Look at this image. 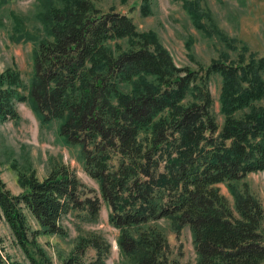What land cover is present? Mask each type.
<instances>
[{
    "label": "trees",
    "instance_id": "trees-1",
    "mask_svg": "<svg viewBox=\"0 0 264 264\" xmlns=\"http://www.w3.org/2000/svg\"><path fill=\"white\" fill-rule=\"evenodd\" d=\"M41 2L46 38L32 83L15 68L0 74V121H18L20 103L43 125L61 121V135L81 148L86 173L99 184L129 264H181L157 227L161 220H171L177 234L190 227L196 264H263L262 204L231 187L233 208L218 185L264 172V55L244 46L235 48L236 59L224 54L199 70L179 67L127 15L103 12L91 0ZM186 9L204 29L210 17L199 4ZM124 39L128 48L112 53L108 43ZM214 76L222 84V126ZM20 182L27 191L13 195L0 179V220L31 264H53L37 238L65 236L62 220L73 212L97 221L101 200L65 164L44 179L20 175ZM26 212L39 229L30 231ZM90 248L96 256L88 261ZM110 252L103 237L90 234L60 264H104Z\"/></svg>",
    "mask_w": 264,
    "mask_h": 264
},
{
    "label": "rangeland",
    "instance_id": "rangeland-1",
    "mask_svg": "<svg viewBox=\"0 0 264 264\" xmlns=\"http://www.w3.org/2000/svg\"><path fill=\"white\" fill-rule=\"evenodd\" d=\"M91 1L103 12L116 11L127 15L139 32L153 34L156 43L170 53L179 67L199 70L201 66L207 67L211 61L221 59L224 54L236 59L238 50L244 46L252 53L264 55V0ZM187 3H198L210 17L201 21L204 29L193 23L186 9ZM145 7L146 13L143 12ZM44 12L41 0H0V74L10 67L15 68L27 85L32 83L35 52L46 38ZM129 44V39L116 40L109 42L108 47L117 55ZM210 88L218 122L222 126L224 116L220 113L222 84L219 76L212 78ZM17 110L18 121H0V179L6 189L13 195H21L27 188L22 186L20 175L30 176L34 172L39 179H44L54 167L65 164L86 186V192L96 191L102 204L97 221L91 220L86 212H73L64 217L62 225L66 235H41L37 238L39 248L53 264H60L72 255L82 239L97 234L111 245L104 264H129L120 253V231L110 223V208L100 195L99 184L86 173L81 148L66 142L60 133V120L43 125L29 104H18ZM218 187L233 208L236 197L231 187L240 195L253 196L264 208V172L249 174L230 186L220 184ZM26 214L30 231L39 229L32 216ZM157 227L167 237L173 258L181 264L197 263L189 226L179 234L171 220H161ZM261 231L264 234V222ZM0 240V264H31L25 252L17 246L4 219L0 220ZM32 253L39 258L35 250ZM95 256L96 252L90 248L86 260H93Z\"/></svg>",
    "mask_w": 264,
    "mask_h": 264
}]
</instances>
